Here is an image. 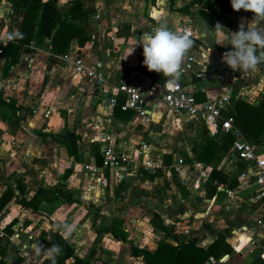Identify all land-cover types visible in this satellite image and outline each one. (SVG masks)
Segmentation results:
<instances>
[{
  "label": "crops",
  "instance_id": "1",
  "mask_svg": "<svg viewBox=\"0 0 264 264\" xmlns=\"http://www.w3.org/2000/svg\"><path fill=\"white\" fill-rule=\"evenodd\" d=\"M16 1L0 0V33L20 31L24 11L16 7ZM53 1L59 19L68 18L71 0ZM188 1L173 0L170 6L169 0H80L86 18L79 27L89 39L78 45L74 36L65 54L97 64L105 78L100 87L73 74L61 59L63 54L51 50L54 29L37 44L20 43L6 76L1 75L5 52L0 55V97L17 108L14 117L9 107H0V174L6 179L23 175V182L32 189L60 185L77 200L68 203L58 197L31 211L11 197L0 208V264H29L22 250L41 264L54 232L73 250L64 264H144L129 246L153 251L163 238L172 245L194 239L195 245L204 247L217 234L235 253L245 250L240 256L243 262L258 258L262 262L264 206L255 197L256 186L240 188L243 184L237 177L246 165L238 167L230 145L224 153L212 146L205 149L209 138L225 134L209 135L198 119L163 111L158 98L164 76L145 66L147 74L140 70L143 34L151 32L161 18L177 32L189 24L194 42L190 50L206 75L182 77V89L196 102L207 96H227L226 112L240 110L235 126L264 156V64L248 75L233 71L222 60L232 46L217 43L221 32L247 26L253 17L233 13L228 27L225 6L207 9L208 19L193 7L190 13L176 11ZM214 19L221 27L213 24ZM122 81L145 90L149 121L130 109H109L101 102L116 93L115 86ZM116 94V99L124 97ZM64 129L77 136L75 156L68 155L56 138ZM140 142L146 147L137 155ZM106 147L127 156V163L101 168V183H92L82 165L100 167V152ZM197 165L208 168L206 178L213 170L225 177V181L214 178L216 189L209 196L203 186L206 178L196 182ZM233 180L235 185L228 186ZM4 188L0 182V194ZM30 188L25 198L31 195ZM65 222L75 225L70 235L57 228Z\"/></svg>",
  "mask_w": 264,
  "mask_h": 264
},
{
  "label": "trees",
  "instance_id": "2",
  "mask_svg": "<svg viewBox=\"0 0 264 264\" xmlns=\"http://www.w3.org/2000/svg\"><path fill=\"white\" fill-rule=\"evenodd\" d=\"M13 1V0H10ZM173 0H169L171 6ZM16 7H20L24 11V18L20 27V32L23 33V39L17 40L16 43H7L5 47L0 48V55L5 52L6 59L3 63L1 69V75L6 76L8 73L9 66L15 60V53L18 45L27 44L30 41L37 44L47 38L54 29V33L50 39V48L54 53L65 54L68 50L69 41L71 38L76 36V41L78 45H82L85 41L89 39L83 30L79 27V23L86 18V12L80 6V0H71L68 10L69 17L65 19H59V10L55 6L53 0H48L46 2H40L39 0H31L30 3L25 4V0H17ZM218 4L220 6H225L227 8L226 15V26H230L229 18L233 13H242L243 15L252 18L253 14L250 11H234L231 7L230 0H189L187 4L176 8V11L183 13H190L191 8H196L197 13H200L205 19H208L206 10L210 9L213 5ZM200 6V8H197ZM54 17H56L55 25ZM239 29L238 26L234 27V32ZM144 64L141 65V72H144ZM146 67V66H145ZM150 73V72H149ZM124 97L121 96L117 98L114 110H120L119 106L123 103ZM242 105L243 102L237 104ZM8 106L0 97V107ZM9 110L12 116H15L17 108L10 106ZM237 114L226 112V115L234 116L233 121L236 124V117L240 113V110L236 108ZM254 113V110H251ZM233 114V115H232ZM58 142L62 143L65 147L66 153L71 156L76 155L75 140L77 136L70 132L69 130H62L55 134ZM231 136L225 134L224 136H216L215 138H209L206 143H208L207 148H214L218 152L224 153L228 149L231 143ZM239 168L244 166L243 162H239ZM67 172L64 174L66 175ZM214 178L219 181H225V177L213 170L209 176L203 181V186L205 187L206 194L209 196L212 191L216 189V185L213 183ZM23 179V175H18L16 178L6 179L0 174V182L5 186L4 190L0 194V208L11 198L14 197V202L20 205L22 208H28L31 211L37 210L38 206L42 202L50 203L58 197H63L68 203L77 201L71 196L70 191L62 188L60 185L53 187H43L37 186L32 189L26 185ZM12 182V183H11ZM235 180L228 182V186L233 187L235 185ZM14 184V186L12 185ZM29 188L32 190L31 195L25 198V194ZM16 190V193L14 191ZM123 239V237L121 238ZM60 245L62 248V253L56 258V264H64V261L73 254L72 248H70L67 243L58 235L57 233H52L49 245ZM129 251L134 256H140L144 264H221L218 260L223 255H229L232 253V248L224 240L221 234H217L214 239L206 246L195 245L194 239H187L185 242L179 245H172L160 238L156 242V247L153 251H149L145 248H138L135 246H129ZM213 259V263L209 262L208 258ZM75 261V260H74ZM73 261V262H74ZM41 264H51L50 259H43ZM252 264H261V260L253 262Z\"/></svg>",
  "mask_w": 264,
  "mask_h": 264
},
{
  "label": "built area",
  "instance_id": "3",
  "mask_svg": "<svg viewBox=\"0 0 264 264\" xmlns=\"http://www.w3.org/2000/svg\"><path fill=\"white\" fill-rule=\"evenodd\" d=\"M197 8H200V6ZM213 24L217 25L216 19L213 20ZM180 32L187 33L190 38L193 36V31L189 24L182 26ZM61 59L71 68L73 74L81 75L99 87L105 83L104 75L97 64L85 63L83 58L77 55L70 56L64 54L61 56ZM189 74H194L197 78H203L206 75L204 68L200 66V63L195 59L191 50H189L183 60L180 79L175 83H169L168 78L164 77L158 103L161 104L163 111L171 115H182L198 119L203 129L209 135H216L218 133L229 134L232 138L230 148L234 153L235 160L243 162L246 165L245 169L237 177L239 182L243 184L240 188L256 186L257 192L255 197L260 199L264 206V156L256 153L254 143L248 141L243 136L235 126L233 117L222 113L229 105L227 96H207L203 102H196L192 94L182 89L180 80ZM115 91L116 93L124 95L123 103L119 106L120 110L130 109L136 116L144 119V121H149L150 118L145 110V105L148 103L145 100L144 89L137 88L128 82L122 81L115 86ZM116 93H109L101 102L107 108L112 109L117 102ZM139 145L140 148L137 150V155L141 154L146 147L144 142H140ZM100 154L102 157L100 167L88 164L82 165V171L86 173L87 179L92 181V183H101L100 176L98 175L101 168H120L123 162L127 163V156L118 154V152H115L109 147L103 148ZM178 163H180V160H178ZM146 165H148L147 162ZM194 168L197 173L196 182L204 180L207 176L208 168L203 165H197ZM224 191L226 195L232 197L230 190L225 189ZM22 255L29 264H40L37 260L30 258L26 250H22ZM261 264H264V259Z\"/></svg>",
  "mask_w": 264,
  "mask_h": 264
},
{
  "label": "clouds",
  "instance_id": "4",
  "mask_svg": "<svg viewBox=\"0 0 264 264\" xmlns=\"http://www.w3.org/2000/svg\"><path fill=\"white\" fill-rule=\"evenodd\" d=\"M230 3L234 11H250L253 18L247 26L241 24L235 32L220 33L217 43L224 45L227 42L232 46V50L222 54V60L243 75L256 73L264 64V24L261 23L264 22V0H230ZM19 39H23V33L18 29L0 33V43L5 45ZM139 43L146 68L168 78L169 83H175L180 79L183 60L194 42L187 33L171 30L161 18L151 32L140 37ZM57 228L67 235L75 231V225L66 222L58 224ZM35 251L39 254L42 249L38 246ZM61 253L60 245L54 244L46 250V257L51 264H56Z\"/></svg>",
  "mask_w": 264,
  "mask_h": 264
},
{
  "label": "rangeland",
  "instance_id": "5",
  "mask_svg": "<svg viewBox=\"0 0 264 264\" xmlns=\"http://www.w3.org/2000/svg\"><path fill=\"white\" fill-rule=\"evenodd\" d=\"M253 243H256L255 239H253ZM244 251L245 250L242 249L240 250L239 253H235V251L232 249L233 254L230 253L227 258L225 255H223L222 257H220L218 261L221 262L222 264H252L250 261L247 262L242 261L243 259L240 256Z\"/></svg>",
  "mask_w": 264,
  "mask_h": 264
},
{
  "label": "water",
  "instance_id": "6",
  "mask_svg": "<svg viewBox=\"0 0 264 264\" xmlns=\"http://www.w3.org/2000/svg\"><path fill=\"white\" fill-rule=\"evenodd\" d=\"M52 33H53V32L51 31V34H52ZM0 171L3 172V166H2L1 161H0Z\"/></svg>",
  "mask_w": 264,
  "mask_h": 264
},
{
  "label": "bare ground",
  "instance_id": "7",
  "mask_svg": "<svg viewBox=\"0 0 264 264\" xmlns=\"http://www.w3.org/2000/svg\"><path fill=\"white\" fill-rule=\"evenodd\" d=\"M235 249V248H234Z\"/></svg>",
  "mask_w": 264,
  "mask_h": 264
}]
</instances>
